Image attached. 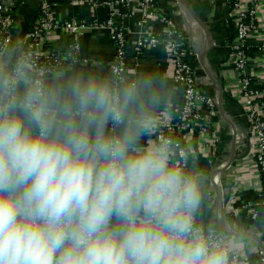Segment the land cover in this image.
<instances>
[{"label": "clouds", "instance_id": "1", "mask_svg": "<svg viewBox=\"0 0 264 264\" xmlns=\"http://www.w3.org/2000/svg\"><path fill=\"white\" fill-rule=\"evenodd\" d=\"M168 103L151 71L0 48V264H234L244 241L197 216L205 173L158 135Z\"/></svg>", "mask_w": 264, "mask_h": 264}, {"label": "crops", "instance_id": "2", "mask_svg": "<svg viewBox=\"0 0 264 264\" xmlns=\"http://www.w3.org/2000/svg\"><path fill=\"white\" fill-rule=\"evenodd\" d=\"M6 1L12 4L15 21L12 43L7 49L15 54L17 50L21 51L31 33L40 0ZM48 2L59 22L75 20L88 25L104 24L112 15L117 16L125 30L127 77L145 71L156 74L166 85L169 98V103L160 112V119L175 122L181 90L170 77L162 46L137 48V40L145 33L161 34L163 21L160 18L142 22L135 5L121 4V0L112 3L95 0ZM156 8L158 13L177 24L196 87L214 100L215 115L208 129L204 132L198 129L192 136L182 132L176 135L188 153L189 161L205 173V195L197 212L198 219L205 227H215L225 236H237L244 241L238 254L239 264H259L260 252L264 253V204L258 193L261 180L249 150L252 140L249 122L235 96V88L226 82L235 72L230 60V46L235 40L230 0H156ZM72 41L64 33L56 32L47 37L46 47L66 56L73 46ZM263 44L264 14L256 22L247 42L250 71L259 81L264 78ZM115 49L110 29H85L73 51L76 67L112 74ZM14 58V55L10 57ZM212 151H215L214 155ZM254 212L256 217L252 219Z\"/></svg>", "mask_w": 264, "mask_h": 264}, {"label": "built area", "instance_id": "3", "mask_svg": "<svg viewBox=\"0 0 264 264\" xmlns=\"http://www.w3.org/2000/svg\"><path fill=\"white\" fill-rule=\"evenodd\" d=\"M121 4H134L140 13L142 22L158 17L163 21L161 34L155 36L147 32L137 40V48L162 46L166 63L169 66L171 79L181 90V103L175 122L161 119L162 127L159 137L172 139L181 156L187 153L176 135L184 133L192 136L198 129L204 132L211 125L215 115L213 99L204 96L196 87L194 73L185 59V44L177 24L158 13L156 0H121ZM231 20L235 30V40L231 50V64L234 74L226 81L229 87L235 88V96L240 100L250 125L252 140L249 144L251 157L256 173L261 180L259 197L264 204V78L259 81L253 78L247 55V42L254 26L264 14V0H230ZM96 6V5H94ZM12 4L0 0V48L7 49L12 43L14 26ZM106 27L111 31V39L115 44L112 74L118 77L127 76V53L124 28L117 16L112 15L104 24H85L82 21L70 20L59 22L48 0H40L38 14L32 24L31 33L23 43L21 51L30 52L39 68L54 71L62 66L70 65L76 59L73 51L76 40L85 29ZM62 32L71 37L74 45L66 56H61L46 47L48 36ZM264 50V44L262 46ZM251 80L256 81L251 87ZM199 130V131H200ZM200 131V132H201ZM215 151H212L214 155ZM188 156L186 157L187 160ZM256 217L255 212L252 219ZM234 264H239V256L234 258ZM259 264H264V253L260 252Z\"/></svg>", "mask_w": 264, "mask_h": 264}, {"label": "water", "instance_id": "4", "mask_svg": "<svg viewBox=\"0 0 264 264\" xmlns=\"http://www.w3.org/2000/svg\"><path fill=\"white\" fill-rule=\"evenodd\" d=\"M95 1H101V2H105V3H109V2L112 3V2H114V0H95ZM115 1H118V0H115ZM186 9H187L188 13L191 14L190 9L188 7H186ZM218 100L220 102L221 95H219V99ZM230 163H231V161L227 164V166H229Z\"/></svg>", "mask_w": 264, "mask_h": 264}, {"label": "trees", "instance_id": "5", "mask_svg": "<svg viewBox=\"0 0 264 264\" xmlns=\"http://www.w3.org/2000/svg\"><path fill=\"white\" fill-rule=\"evenodd\" d=\"M12 16H13V13H12ZM73 40V39H72ZM72 43H73V45H74V41H72ZM255 82L256 81H254V80H251V87L255 84ZM263 102H264V97H263V100H262ZM187 160H189V158H187Z\"/></svg>", "mask_w": 264, "mask_h": 264}]
</instances>
